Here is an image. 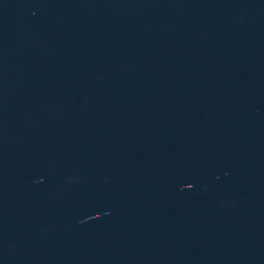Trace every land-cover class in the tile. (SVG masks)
Instances as JSON below:
<instances>
[{"label":"water","instance_id":"95a60500","mask_svg":"<svg viewBox=\"0 0 264 264\" xmlns=\"http://www.w3.org/2000/svg\"><path fill=\"white\" fill-rule=\"evenodd\" d=\"M0 264H264V0H0Z\"/></svg>","mask_w":264,"mask_h":264}]
</instances>
